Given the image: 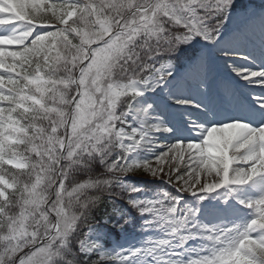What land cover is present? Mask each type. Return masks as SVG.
I'll use <instances>...</instances> for the list:
<instances>
[{"label": "snow or ice", "instance_id": "6c2138e0", "mask_svg": "<svg viewBox=\"0 0 264 264\" xmlns=\"http://www.w3.org/2000/svg\"><path fill=\"white\" fill-rule=\"evenodd\" d=\"M235 5L236 0H0V264H77L65 255L71 252L69 237L78 222L90 226L88 210L100 193L130 171L164 178L198 201L221 188L232 195L233 186L264 178V6L235 15ZM229 23L236 27L227 29ZM196 38L199 50L182 73L176 71L172 61L185 55L181 46ZM253 38L258 46L249 51ZM220 57L230 58L228 68L251 89L248 105H237L227 117L183 93L189 81L207 93ZM257 57L259 66L231 62L254 64ZM160 85L174 105L208 117L200 122L184 114L187 138L158 117L145 120L149 110L156 111L155 100L133 104ZM216 94L231 97L218 83ZM128 115L141 121L139 127H125ZM161 132L181 138L151 159L127 158ZM111 142L122 150L105 165L111 175L73 183L74 167L86 170L88 158ZM236 199L252 210L243 224H201L199 208L172 217L176 248L197 237L205 243L187 259L171 251L174 258L166 264H264V192ZM130 203L153 211L150 201ZM74 242L81 250L88 247L82 239Z\"/></svg>", "mask_w": 264, "mask_h": 264}, {"label": "rangeland", "instance_id": "374dc122", "mask_svg": "<svg viewBox=\"0 0 264 264\" xmlns=\"http://www.w3.org/2000/svg\"><path fill=\"white\" fill-rule=\"evenodd\" d=\"M260 3L261 1L264 2V0H254ZM236 2H242L243 4H248V2H251L250 0H236ZM252 8L250 5L247 6V10ZM257 10V9H256ZM236 14V13H235ZM227 26V25H226ZM203 43V42H202ZM192 86H195L196 84L194 82H190ZM163 85H160V87L157 89L159 91H163L162 88ZM240 90L247 91L250 89V87H247L245 82L243 81L240 84ZM249 91V90H248ZM259 89H255V92L259 93ZM184 95H191L193 97V93L190 91H183ZM211 91L209 92V94ZM178 95V93H175ZM145 102H139L135 101L134 105L137 106H143ZM149 103V102H147ZM171 104L173 102L171 101ZM184 109L185 106H182ZM181 114V113H180ZM181 119H183V115L180 116ZM169 127H174V126H169ZM176 128V127H175ZM170 135H173L172 133H169ZM174 142L172 140L171 136H165V135H160L156 136L153 134L151 142H145L147 145L145 147V150L142 151L140 154H138V158L136 157V154L132 152L131 154L129 153L127 158L130 160H148L157 155L160 151L164 150V146L168 145L170 143ZM118 145V144H117ZM140 158V159H139ZM180 163L181 168L184 167L183 162H177ZM83 168V166H78ZM84 169V168H83ZM143 170L140 169V172ZM143 174L145 175L146 179L157 181L158 183H167L168 185H171L174 190L176 191V197L174 200H172V196L167 194L165 192V189L161 188L155 193H148V194H143L142 196L136 197L138 201H150L152 202V207L153 211H148L151 212V218L150 220L145 221L144 225V231L146 234L153 233V242L152 240L150 241V245L148 247V253L144 254L143 248L141 253H134L135 255L132 257V261L140 260L142 261V264H166L167 259L174 258L169 255V253L173 250L175 251H181L183 253V258L187 259L190 255L196 254V252L199 251L201 245L205 242L201 241L199 237L196 239H189L186 241L180 248H176L175 245L177 241L171 236L169 241H171L170 245H159V241L165 240L163 239L166 236V233L171 232L170 230V224L169 220L177 216V204H185L186 209L189 208H199L200 211L197 212L196 215V220L204 225H209V226H218L220 228H228L231 227L234 224H243L245 223L248 219L251 218L252 215V210L247 209L245 210L246 213L243 212H226V217L223 219H218V214L210 209V203L211 201L214 203L216 206H225V205H230V206H238L240 205L237 202L236 197L242 198V199H247V198H255L259 196L262 192H264V178H257L256 180L249 182L247 185L243 186H233L235 188V192L232 195H221V191L225 190L226 188H221L216 190L215 192L208 193L206 195H215L217 194L216 198H212L210 201H198L195 197L191 196L187 192H180L176 188V186L173 183H169L166 179L157 177V176H152L146 172L143 171ZM254 185H256L257 190H254ZM251 192L247 194V190H250ZM253 189V191H252ZM50 196V194H49ZM179 198V199H177ZM170 199V200H168ZM222 202H221V200ZM229 199V203H227V200ZM135 200V201H137ZM148 205H139V211H142L143 207H146ZM242 206V205H240ZM169 209H175L174 212L169 211ZM210 212L214 215V218L212 219L213 222H217L214 224H210V221H207L205 219H202L201 216L203 215L202 213L205 212ZM182 211L179 212L178 215L182 214ZM201 214V215H200ZM232 215H235L232 217ZM226 221V222H225ZM147 225H153V227H147ZM123 245L125 243H122ZM152 249V251H150ZM123 254H120L119 258L122 259Z\"/></svg>", "mask_w": 264, "mask_h": 264}, {"label": "bare ground", "instance_id": "6f19581e", "mask_svg": "<svg viewBox=\"0 0 264 264\" xmlns=\"http://www.w3.org/2000/svg\"><path fill=\"white\" fill-rule=\"evenodd\" d=\"M255 190H257V189H255Z\"/></svg>", "mask_w": 264, "mask_h": 264}, {"label": "trees", "instance_id": "16d2710c", "mask_svg": "<svg viewBox=\"0 0 264 264\" xmlns=\"http://www.w3.org/2000/svg\"><path fill=\"white\" fill-rule=\"evenodd\" d=\"M102 201V200H101ZM103 202V201H102Z\"/></svg>", "mask_w": 264, "mask_h": 264}]
</instances>
